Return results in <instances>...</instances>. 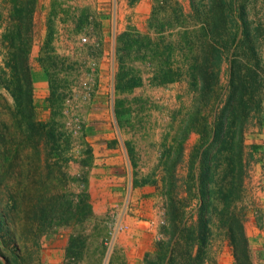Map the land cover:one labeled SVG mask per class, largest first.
Listing matches in <instances>:
<instances>
[{"label":"rangeland","instance_id":"rangeland-1","mask_svg":"<svg viewBox=\"0 0 264 264\" xmlns=\"http://www.w3.org/2000/svg\"><path fill=\"white\" fill-rule=\"evenodd\" d=\"M18 1L17 5H23L21 16L26 18L27 28L22 29L14 48L6 37L20 18L12 19L11 0H0V214L5 218L0 256L5 264H167L159 258V244L170 238L161 232L163 226L170 225L172 215L176 223L186 227L197 218L195 177L199 163H192V151L199 133L191 128L190 120L202 103L186 78L154 85L149 68L136 62L142 85L120 94L116 105L118 125L129 139L131 185H127L124 173L115 170L114 184L100 180L99 172L92 174L78 167V151L87 127L83 110L93 99L99 77L97 60L89 62L86 56L99 53L102 42L96 18L106 11L110 15L111 0H85L92 6L88 11L92 17L87 19L84 12L74 11L78 13L76 20L61 28L63 41L54 40L59 36L54 5L61 8L65 0H53L48 14L44 10L38 14L43 9L41 2L48 0H32L29 15L25 10L28 0ZM256 5V20L264 25V0H257ZM154 7L160 10L156 21L171 15L175 8L186 14L191 10L190 0H153L149 13L129 22L123 31L154 35L149 25ZM34 45L39 50L32 61L39 65V73L32 71L30 62ZM22 46L33 78L35 129L14 107L10 92L3 86V81L11 79L3 75V69L10 72L6 63L11 52ZM63 46L73 49L74 54L58 51ZM116 47L117 40L114 54ZM115 61L118 65L117 54ZM225 68L223 64L222 84L226 83ZM44 84L49 86L48 98L42 104L34 102V89ZM208 108L202 113H208ZM54 130L60 144L57 150ZM244 143L249 164L235 210L242 214L243 228L250 222L258 230L249 254L254 260V248H260L255 259L264 264V102L259 117L244 133ZM87 155L83 163L90 160ZM221 174L220 167L214 178L218 183ZM91 175L96 180L93 195L88 186ZM211 200L212 233L200 264H236L225 231L217 226L222 217L219 199L215 195ZM187 230L177 232L171 241L175 245L174 264H189L188 251L192 255L196 251L189 245Z\"/></svg>","mask_w":264,"mask_h":264},{"label":"trees","instance_id":"trees-1","mask_svg":"<svg viewBox=\"0 0 264 264\" xmlns=\"http://www.w3.org/2000/svg\"><path fill=\"white\" fill-rule=\"evenodd\" d=\"M31 1L25 2L28 15ZM11 2V17L20 18V22L13 24L12 34L6 39L15 48L16 39L21 40V31L27 24L26 18L21 16L23 5H17L18 0ZM256 3L257 0H190L191 10L187 14L175 8L171 15L158 21L160 10L154 7L149 19L154 35L126 30L117 36V90L124 92L142 85L141 71L135 66L136 62H141L149 68L152 84L186 78L198 102L202 103H198L200 107L190 120L191 128L199 133L192 151V163L196 160L199 163L195 177L197 218L186 227L176 223L174 215L168 211L172 215L171 223L164 225L161 232L168 233L170 238L159 244L162 251L159 258L167 264H174L175 245L171 241L177 237V232H184V228L188 229L189 245L196 247L193 255L187 253L189 264L202 262L212 233L209 214L215 195L222 215L217 226L225 231L235 263L253 264L242 214L235 210V205L241 197L249 164V157H245L244 133L251 121L259 117L264 102V25L256 20ZM17 49L11 52L10 61L6 63L10 72L7 74L3 69V75L11 77L3 81V86L10 92L14 107L35 129L32 73L26 62V50L23 46ZM223 64H226L224 84L220 82ZM50 101L53 104L56 101L55 89ZM207 108L209 114H203L202 110ZM55 135L54 130L52 139L57 150L60 144ZM178 146L180 152L181 145ZM220 167L222 174L218 183L214 178ZM214 182L216 188L210 186ZM4 220L1 213L0 230Z\"/></svg>","mask_w":264,"mask_h":264},{"label":"crops","instance_id":"crops-1","mask_svg":"<svg viewBox=\"0 0 264 264\" xmlns=\"http://www.w3.org/2000/svg\"><path fill=\"white\" fill-rule=\"evenodd\" d=\"M48 1L47 3L44 1L41 2L40 8L43 9H40L38 14L44 13L43 10L46 14L51 11V2L53 0ZM151 3H153V0H111V7H109L111 11L110 15L108 11H106L103 12L104 16L100 15L96 18L100 20L99 40L102 42L99 53L95 52L96 55L86 56L89 62L92 61V59L97 60L99 77L97 79L98 84L93 99L86 109L83 110L87 119V127L84 133L83 144L80 145L78 151V167L81 169H89L92 174H95V171H97V173L99 172L98 175L101 178L100 180H107L109 183L112 182L113 184L115 170L117 173H119V171L124 173L127 185H131L130 170L132 169L131 159L126 148V143L129 141L128 134L120 128L116 117V109H118L116 107V105H118L117 101L120 94H124L125 92H121L115 88V76L118 65L115 61L116 54H114V44L117 40L118 33L120 34L129 22L134 23L137 17L145 12L149 13ZM54 6L56 8L55 10H57L55 14L56 21H54L56 27L59 29V31H57L59 36L54 38L55 41H63L60 35L62 31L61 28H68L72 19L76 20L78 13L76 14L74 11L79 10L84 12L87 19L92 17L88 12L92 9V6L86 3L85 0H65L64 3H60L61 8L56 6V4ZM108 15L110 16L109 18ZM60 21L62 23H60ZM38 50L39 46L34 45L30 55V62L33 66L32 71L37 73L40 71L39 65L32 60ZM58 51H62L68 56L74 54V50L68 46H63L62 49ZM44 86L45 87L36 86V89H34V102L42 104L45 99L48 98L50 93L49 86L48 84H44ZM87 154H89L90 160L83 163V161L87 159ZM95 185V176L91 175L88 182V186L91 187V195L96 191ZM244 231L248 244H250L248 245L250 251L252 239L256 238L258 230L256 231L251 223L248 222L244 224ZM254 250L255 256L254 260L252 259V263L261 264L258 258V260L255 259L256 250H260V248L255 247Z\"/></svg>","mask_w":264,"mask_h":264},{"label":"water","instance_id":"water-1","mask_svg":"<svg viewBox=\"0 0 264 264\" xmlns=\"http://www.w3.org/2000/svg\"><path fill=\"white\" fill-rule=\"evenodd\" d=\"M0 259L3 261V264H5L4 258L0 256Z\"/></svg>","mask_w":264,"mask_h":264},{"label":"built area","instance_id":"built-area-1","mask_svg":"<svg viewBox=\"0 0 264 264\" xmlns=\"http://www.w3.org/2000/svg\"><path fill=\"white\" fill-rule=\"evenodd\" d=\"M82 40L84 41L85 39H84V38H82Z\"/></svg>","mask_w":264,"mask_h":264}]
</instances>
